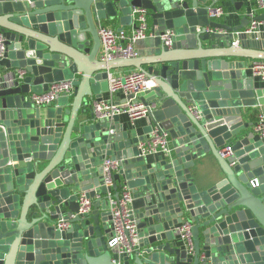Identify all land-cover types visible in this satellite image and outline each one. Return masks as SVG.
<instances>
[{"label": "water", "instance_id": "water-1", "mask_svg": "<svg viewBox=\"0 0 264 264\" xmlns=\"http://www.w3.org/2000/svg\"><path fill=\"white\" fill-rule=\"evenodd\" d=\"M208 1L0 0V264H264V141L245 120L248 108L264 111V87L247 69L264 59V14L229 26L212 19ZM136 8L151 20L136 44L154 57L99 58L101 21L138 29ZM253 21L263 23L246 34ZM234 33L240 45L226 52L199 48L219 38L226 47ZM127 67L155 85L139 94L155 105L139 134L94 110L112 70ZM62 81H72L71 95L36 104ZM154 131L171 137V153L142 154ZM209 153L223 176L201 185L191 169ZM106 158L118 161L111 184ZM124 188L138 231L128 254L109 245L110 199ZM185 222L191 246L178 232Z\"/></svg>", "mask_w": 264, "mask_h": 264}, {"label": "built area", "instance_id": "built-area-1", "mask_svg": "<svg viewBox=\"0 0 264 264\" xmlns=\"http://www.w3.org/2000/svg\"><path fill=\"white\" fill-rule=\"evenodd\" d=\"M264 5V0H260ZM208 13L211 17H221L226 12L220 5H209ZM255 14L252 13L251 16ZM133 18L138 25V29L132 33L125 30H115L109 26L99 25L98 32L101 40V48L99 57L102 60L110 61L117 58H134L138 56L135 48L136 41L144 39L147 36L148 13L144 9H134ZM262 22L253 21V23L245 29L246 34L255 31L256 26ZM172 34L171 30H167L165 36ZM0 36V50H4ZM237 45V41L232 42ZM248 72L254 79L264 81V59H253L248 65ZM154 80L144 70H137L126 75H110L109 91L111 94L122 92L129 99L124 103H108L105 101L96 102L94 110L101 118L112 117L114 115H127L131 124L134 125L137 120L147 118L149 111L155 108L154 104H146L138 99L139 94L147 93L154 87ZM74 91L72 81H62L51 85L50 90L42 95L34 96L36 104L45 105L55 101L60 96L71 95ZM140 98V97H139ZM254 131L259 139L264 141V111L257 114L254 121ZM143 155L169 154L172 152V145L166 133L154 131L148 141L141 143ZM223 154L228 156L231 154V145H227L222 150ZM118 161H112L106 158L104 162L105 180L107 184L112 183V173L117 170ZM257 182V180H256ZM258 184V182H257ZM112 228L114 235L109 240V245L117 250L120 254L132 253L138 240V231L136 221L133 219V210L130 206L131 196L126 188L122 189L119 200L111 198ZM91 209V199L81 196V212H88ZM66 225L64 222L61 226ZM180 238L185 241L187 246H191V225L187 222L182 223L178 227Z\"/></svg>", "mask_w": 264, "mask_h": 264}, {"label": "crops", "instance_id": "crops-1", "mask_svg": "<svg viewBox=\"0 0 264 264\" xmlns=\"http://www.w3.org/2000/svg\"><path fill=\"white\" fill-rule=\"evenodd\" d=\"M240 1L243 2V4L239 5L240 8L238 9L235 2H240ZM235 2L231 0H209L207 3L208 5H220L225 9V12H226L223 16L212 17V19L220 23L229 25V26H236V25L241 24V22L243 21V18L246 17L248 14H252V13H254L255 15L264 14V5H261L260 0H235ZM150 22L151 20L149 17L148 25H150ZM100 25L109 26L115 30H118L121 27L120 22L117 19L101 21ZM149 28L147 26V32H146L147 36L146 37L151 35ZM122 30H125L127 33L130 34L137 29H134L132 26H125L124 29ZM234 41H237V45H234V46L240 45V41L238 37L236 36V33H234V38L230 43H228L229 41H227L226 47H223V45L221 44L222 39L219 38L215 41L216 42L215 45H212V43L209 40H207V41H203L202 45L199 48H201L200 50L203 52V54H209V53L220 54V53L228 51V47L233 45L232 42ZM135 48L138 51L137 57H140V58L154 57V54L151 53V51H149L150 49L146 46H142L139 43L137 44L135 43ZM170 50H173V48L170 47ZM177 51H185V46L181 44L180 47L177 48ZM86 55L88 57V54ZM250 61L251 60H249L248 62L250 63ZM144 67H147V66H144ZM137 70H140V69L136 67H127V68L112 70L111 73L114 76L115 75L123 76V75H126L128 73H131ZM248 75L249 77H251L250 74ZM80 76L81 74H77L76 78H80ZM254 80H255L256 85L264 87V81L260 79H254ZM73 99L74 97L72 96L70 103L73 101ZM128 99L129 97H127L122 92L111 94L109 91V92L104 93V101L108 103H124ZM138 99L141 101V98L138 97ZM261 111L263 110L259 106L251 107V108H248V113L245 115V120L247 122H250V121L253 122V126L251 128L253 130H254V121L256 119V116ZM120 117L121 118H120L119 123L116 124L118 127H122L123 130H128V131L137 130L138 134L142 133L143 127L147 124L146 118L137 120L136 123L132 125L127 115L122 114L120 115ZM167 137L172 145L171 137L168 134H167ZM227 144L230 145V141H228ZM153 156L160 157V156H163V154H154ZM191 170L194 175V178L201 185L211 184L212 181H216L217 179H220L223 176V172L221 170L218 160L211 153L207 154L203 160H197L195 167H193ZM212 173H214V175H211ZM115 193L116 191L113 190L111 193H109V196L113 197Z\"/></svg>", "mask_w": 264, "mask_h": 264}]
</instances>
